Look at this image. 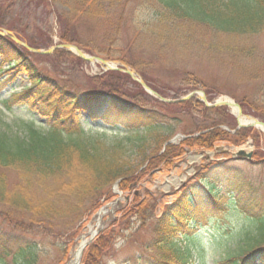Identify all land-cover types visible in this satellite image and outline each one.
<instances>
[{"label": "trees", "instance_id": "1", "mask_svg": "<svg viewBox=\"0 0 264 264\" xmlns=\"http://www.w3.org/2000/svg\"><path fill=\"white\" fill-rule=\"evenodd\" d=\"M52 1L69 9L58 16L67 34L78 21L106 20L111 15L107 6L112 3L120 6V1L128 4L132 0ZM157 2L165 11L160 14L162 22L170 17L175 25L195 21L187 2ZM240 3L238 11L242 17L251 22L258 20L261 25L252 29H227L224 34L241 38L262 32L264 0H240ZM234 7L233 0H219L194 12L200 17L203 14L199 24L216 29L215 13L225 15ZM0 28L12 30L5 19L0 22ZM116 32L118 36V29ZM67 36H62V43H73ZM27 41L31 48L41 49ZM0 57L3 64H8L6 70L0 67V75L11 72L12 81L23 75L29 82L4 102V107L11 110L16 102L44 117L40 128L32 120L10 131L0 122V218L19 231L10 237L0 234V264H42L53 249L63 255L60 264H66L73 244L66 243L76 239L86 216L113 200L111 188L118 181L120 191L132 195V200L113 228L103 230L85 249L81 264H105L111 247L122 238L121 229L131 232L135 226L149 228L153 233L152 239L145 243L144 264H196L195 252L201 257L204 250L197 233L202 219L208 222L230 210L245 217L250 228L243 233L237 250L228 252L222 264H264V190L235 168V162L240 161L219 155L227 160L198 166L196 181L168 197L156 198L134 191L143 176L160 168L172 169L188 153L214 151L221 146L237 147L249 139L258 145L264 141L262 133L250 127L228 132L224 127L231 116L226 107L209 108L196 99L164 104L145 93L128 75L117 71L99 76H89L83 71L85 82L77 87L63 73L62 66L75 65L82 70L88 60L64 50L37 55L5 36L0 37ZM114 58L124 63L119 55ZM4 86L0 84V89ZM128 89L136 91L128 94ZM260 89L262 97H257V101L243 99L238 104L243 113L264 123V87ZM171 114H183L191 119L195 130L187 136L204 134L165 147L175 136L171 118H178ZM85 116L112 122L134 137L124 140L113 137L114 141L106 135L90 137L81 122ZM231 120L234 124L228 128L235 131V120ZM127 143L141 145L138 148L143 156L141 167L129 164ZM214 178L219 184L212 181Z\"/></svg>", "mask_w": 264, "mask_h": 264}, {"label": "rangeland", "instance_id": "2", "mask_svg": "<svg viewBox=\"0 0 264 264\" xmlns=\"http://www.w3.org/2000/svg\"><path fill=\"white\" fill-rule=\"evenodd\" d=\"M183 1L188 3L189 13L194 17V22L175 25L171 17L162 22L164 19L160 14L165 11L157 0H132L128 4L120 1V6L114 2L107 6V12L111 15L105 18L106 20L78 21L76 26L72 27L74 29L67 34L59 24L58 16L69 9L61 3L53 4L52 0H0V22L5 19L12 28L10 32L15 37L23 42L29 40L44 51L60 45L62 36L68 35L67 37L73 42L70 44L85 55H92L112 64L120 63L133 69L144 81H147L153 91L163 93L165 95L163 97L167 99H173L172 97L180 99L196 91L204 93L209 103L220 99H229L236 103L243 99L257 101V97H262L260 88L264 87V30L259 34L241 38H231L224 34V31L235 28L252 29L259 27L261 22L244 19L238 11L240 0H233L235 9L226 11L225 15L215 13L217 17L214 23L218 28L204 27L199 24L203 14L200 12L202 14L200 17L194 11L200 10V6L203 5L213 6L219 0ZM116 29H118V36H116ZM87 51L91 54L86 53ZM116 55H119L124 63L115 60ZM0 67L5 70L8 68L7 64L1 62V57ZM62 69L67 78L77 87L85 82L83 71L89 76H99L104 72V68L97 63L85 64L82 70L75 65L63 64ZM10 77L12 78L11 72L0 75V84L5 85L3 89H0L2 126L11 131L35 120L36 126L40 128L39 125L44 122V117L37 110L29 109L26 105L16 104V102L11 110L4 107V102L9 101L13 94L19 93L22 87L29 85L23 75L18 76L15 81H12ZM128 91H130L127 92L129 94L136 90L128 89ZM195 98L202 103L199 97ZM227 110L231 118L227 117L225 128L230 130L228 125L234 124L232 118L238 127V121L232 110L230 108ZM171 115L178 119L171 118L175 136L170 141L178 136L185 137L194 132L195 127L188 116ZM81 122L90 137L106 135L110 141H114L113 137L119 140L134 137L121 127L113 125L112 122L105 123L100 118L91 120L85 116ZM180 141L183 139H177L175 144ZM126 145L129 164L141 167L143 156L138 151L141 145L133 146V143ZM230 148L231 151L245 149L253 153L252 162H235L234 166L244 173V178L264 190V141L257 145L254 140L249 139L240 146ZM217 157L212 151L188 153L172 169L160 168L153 170L150 175L143 176L134 191L137 194L146 192L156 198L163 195L168 197L173 192L181 190L186 184L196 181L194 177L198 166L208 162L227 160L224 157ZM212 181L219 184L217 178ZM119 184L120 182L115 187L116 191L113 187L111 188L113 200L104 204L95 214L86 216L80 223V231L76 239L66 243L67 246L69 242L73 243L66 264H71L75 260V254L83 239L87 241V248L103 230L113 228L121 217V212L132 200V195L122 193ZM105 207L107 208L104 214H101L99 222L96 223L98 213ZM206 220V218L202 219V225L197 231L204 250L200 254L201 257H198V252H195L196 264H222L228 252L237 250L243 233L250 228V222L233 210L226 214H218L208 219V222ZM91 228L96 234L92 241L89 235ZM123 231L124 229H121L122 238L116 240L108 256L105 257V264H144L146 262L145 243L152 239L151 229L135 226L131 232ZM18 232L13 225L0 218L1 235L10 237L11 234H18ZM36 240L40 241L39 238ZM82 255L78 264L82 263ZM62 260L63 255L53 249L49 251L48 257L42 264H60Z\"/></svg>", "mask_w": 264, "mask_h": 264}, {"label": "water", "instance_id": "3", "mask_svg": "<svg viewBox=\"0 0 264 264\" xmlns=\"http://www.w3.org/2000/svg\"><path fill=\"white\" fill-rule=\"evenodd\" d=\"M5 35H12V34L10 32L0 30V36H5ZM14 40H15V42L18 45L24 46L30 52L35 53V54H51L54 50L62 49V50H65V51L73 54L76 57H79L81 59L88 60V61L95 62V63H98V64L102 65L103 67H105V71H119L121 73H125V74L129 75L135 82H138L149 95H151L152 97H154L155 99H157V100H159V101H161L163 103H181V102L190 100L194 96L198 95L199 99L207 107H220V106L229 107L232 110V112H233L234 116L236 117V119L240 122V127L239 128L254 127V128L258 129L259 131H261L262 133H264V124L260 123V121L254 119L253 117L245 116L242 113H240L237 110V108L235 106V103L233 101L229 100V99L219 100V101L215 102L214 104H211V103H208V101L205 99V97L201 93L199 94L197 92H192L189 95H187L186 97H184V98H182L180 100H177V101L164 99L163 97L158 95L156 92L151 90L134 70H132L131 68H129V67L125 66V65L112 64L109 61H104V60H101V59H99L97 57H93V56H90V55H85L84 53H82L76 47L71 46V45H67V44L66 45H60V46H55V47L51 48L48 51H44V50H37V49L29 48L26 44L20 42L16 38H14ZM183 138L184 137H180V136L176 137L175 139L170 141L168 144L175 143V141L177 139H183ZM237 156L238 157H244V158L246 157L248 159H251L252 154H246L244 151H240L237 154ZM105 209H106V207L103 208L100 213H98V218L96 220V223L99 222L101 214L104 213L103 211ZM95 235H96L95 232L90 235L91 236L90 241H92V239L94 238ZM85 246H83L81 248V250H79L80 251L79 255H81V252L84 250Z\"/></svg>", "mask_w": 264, "mask_h": 264}, {"label": "bare ground", "instance_id": "4", "mask_svg": "<svg viewBox=\"0 0 264 264\" xmlns=\"http://www.w3.org/2000/svg\"><path fill=\"white\" fill-rule=\"evenodd\" d=\"M93 232H92V228L89 230V235H91ZM85 245H87V241L85 240V239H83V242H82V244L79 246V248H78V250H77V252H76V254H75V257H74V261L71 263V264H78V262H79V259H80V251L79 250H81V248L83 247V246H85Z\"/></svg>", "mask_w": 264, "mask_h": 264}]
</instances>
